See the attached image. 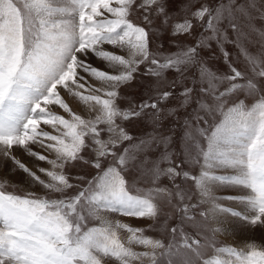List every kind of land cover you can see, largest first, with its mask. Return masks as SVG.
<instances>
[{"label":"snow or ice","instance_id":"1","mask_svg":"<svg viewBox=\"0 0 264 264\" xmlns=\"http://www.w3.org/2000/svg\"><path fill=\"white\" fill-rule=\"evenodd\" d=\"M257 17L264 20L258 0H0V176L22 170L45 190L17 194L7 190L8 180L0 183V264H178L185 252L193 259L180 264H264V244L255 240L257 228L264 240V31ZM162 32L176 52L161 51ZM254 33L261 38L255 57L245 47ZM225 44L255 73L238 71ZM214 45L230 75L201 56ZM193 67L197 74L187 76L177 107H168L176 83L165 73L183 81ZM139 72L154 98L122 93ZM193 101L199 108L190 117L177 115ZM125 121L146 122L151 131L133 137ZM178 124L187 159L200 166L197 176L182 170L170 148ZM21 149L50 166L38 168L47 181L21 162ZM77 161L95 175L70 176L66 169ZM223 169L233 174L218 175ZM129 170L151 187L133 191ZM163 175L171 187L159 185ZM178 176L199 190L195 202L196 193L175 183ZM216 182L237 186L245 194L228 199L254 210L224 209L239 219L238 229L216 218L219 202L208 189ZM113 213L154 223L163 216L167 242L163 234L145 235L154 225L113 223ZM174 217L179 223L169 225ZM229 232L233 243L248 242L239 251L223 246L218 237ZM213 253L234 259H209Z\"/></svg>","mask_w":264,"mask_h":264},{"label":"rangeland","instance_id":"2","mask_svg":"<svg viewBox=\"0 0 264 264\" xmlns=\"http://www.w3.org/2000/svg\"><path fill=\"white\" fill-rule=\"evenodd\" d=\"M264 3V0H258V6L259 4ZM139 15V14H137ZM255 15V13H254ZM255 25L258 29L261 31H264V20H261L259 17L255 20ZM191 39V37L189 38ZM260 41L261 38L258 34L254 33L252 36L251 43H247L245 47L247 48L248 52L252 56H257L259 54L260 49ZM159 43H162L164 45L163 50H170L171 52H176L178 46H173L169 42V34L167 32L161 33V39L159 40ZM152 45L150 44V48ZM224 47L229 50L230 54L233 56H230L229 59L232 61V64L235 66V68L240 71L241 73H244L245 75H252L255 73V66L252 65L250 62H245L244 57L241 55V59L239 58L238 50L235 48L234 45L231 44H225ZM215 51V56L213 52ZM201 56L205 58L206 61H208V67L212 68L214 71H216L218 74H222L224 76L230 75V68L229 64L225 62V59L219 54V50L215 48V45L212 49H205L201 52ZM93 62L95 61V57L91 58ZM97 63H102L101 61H97ZM102 66V65H101ZM141 69H143V65L140 66ZM111 70V69H109ZM197 74L196 68H189L188 72L185 73V79L183 81L179 80V73L169 71L165 73V76L169 81H174L176 83L175 88L172 89V96L168 98L167 106L170 108L177 107L179 103V96L180 93L184 90V87L189 84V81L187 79V76L191 75L195 77ZM136 79H134L131 82V85H125L122 87L121 91L125 95L133 96L136 99H145V98H154L150 97V92L143 88L142 86L145 84V79L142 75V72L136 73ZM238 79H242L238 78ZM240 99H244V95L241 94L239 97ZM71 99V98H70ZM251 100V98H249ZM79 107V109H83L84 105L80 104L78 101H75ZM207 102V101H206ZM247 102V101H246ZM124 107H127V104H124ZM199 108V105L196 104L195 101L189 106H187L184 109H180L177 113V115H180L181 117L188 115L191 116V113L193 110H196ZM171 117L169 118V121H171ZM169 121H165L164 126L167 127L169 125ZM125 127L128 129V131L132 134L133 137H141L145 132L151 131V127L146 122H129L125 121ZM175 136L173 138V143L170 146V148L175 149V160L177 163L181 164V168L183 171L189 172L191 176H197L200 172V166L199 165H193L190 160L187 159L186 152L183 150V136L184 131L181 127H179V124L177 125V128L175 129ZM126 144H130L131 141L125 142ZM124 146H121L123 148ZM33 151H39V146L34 145L32 146ZM161 149H157L156 152L151 153V157L153 159H157L160 155ZM18 158L21 159V162L25 163L26 166L31 167L33 171L37 172V175L41 177V179H45L47 181V177L38 171V168L41 166H47L45 162H37L35 157L29 156L27 151H24L21 149L19 153H17ZM86 155V154H85ZM89 159L91 157H88ZM166 165L161 164V167H165ZM107 167V165H105ZM66 171L69 173L70 176H92L95 175V172L93 169H91L88 165L83 164L82 162H74V166L70 169H66ZM218 175H232L233 170L231 169H223L218 170ZM125 179L128 181L129 185L132 186V190L139 192V191H146L151 187V181L146 177H141L138 172H134L132 170H129L124 173ZM4 180H8V184L6 185V188L8 191H14L17 194H20V189H23L24 191H34L37 193H44V189L42 185L39 183L32 184L29 177L26 173H23L22 170H17L15 174H13L10 178L6 176H0V183H3ZM159 185L164 186L167 185L171 187L172 182L169 180L167 175H163L159 179ZM176 184H179L182 189H184L188 193H196V195H193L192 199L195 202L197 196L199 195V190L195 188V185L193 181L189 178H182L178 176L175 181ZM15 185V188L12 186ZM209 192L212 194V197L215 198L219 202V208L216 209V218L218 220H221L222 223L228 225L229 227L237 228L239 227L240 221L237 217H233L230 212L224 211L226 208H231L236 211H239L241 215H251L253 213V208L248 201H237V200H230L229 197H235V196H241L245 193L242 192L237 186H233L227 182H216L211 183L208 185ZM56 195L59 194H50L51 198H56ZM202 207H208L209 205L201 204ZM121 223H127L132 227H139V228H146L147 225H154L152 230H149L145 232V235L152 236L153 238H161L163 234V238L165 242H167V234L165 232V229L163 227H160L164 223V217L158 215L156 217L155 223L153 219L151 218H140L136 219L134 217H121L115 213L109 215V219L115 223L117 219ZM169 225H175L179 223L178 218L174 217L169 222ZM255 234V240L258 245L264 244V241L261 237L262 230L257 228ZM239 231H236V236H240ZM127 230L123 229L120 230L119 235L122 239L126 238ZM248 233H242V236H247ZM260 238V239H259ZM221 241H223V246H233L236 247L239 251L241 246H243L246 241H241L240 244L233 243V236L232 233L229 232L227 234H222L218 237ZM232 242V243H231ZM248 242V241H247ZM229 257H232L229 253H220L215 254L213 253L209 259H219L221 261L229 259ZM234 259V257H232ZM182 259H187L191 261L193 259V256L190 252H185L182 254V257L178 258V264H180V261Z\"/></svg>","mask_w":264,"mask_h":264},{"label":"bare ground","instance_id":"3","mask_svg":"<svg viewBox=\"0 0 264 264\" xmlns=\"http://www.w3.org/2000/svg\"><path fill=\"white\" fill-rule=\"evenodd\" d=\"M75 104L77 105V103H76V102H75ZM79 107H80V106H79ZM240 236H242V233H240ZM260 238H261V237H260ZM260 238H259V239H260ZM263 241H264V240H263ZM246 242H247V241H246ZM231 243H232V242H231ZM241 247H243V246H241Z\"/></svg>","mask_w":264,"mask_h":264},{"label":"crops","instance_id":"4","mask_svg":"<svg viewBox=\"0 0 264 264\" xmlns=\"http://www.w3.org/2000/svg\"><path fill=\"white\" fill-rule=\"evenodd\" d=\"M117 218H118V217H117ZM118 220H119V218L117 219V221H118ZM117 221H116V222H117ZM119 222H120V221H119ZM229 259H233V258H232V257H229Z\"/></svg>","mask_w":264,"mask_h":264}]
</instances>
